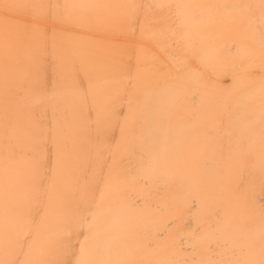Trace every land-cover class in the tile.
Segmentation results:
<instances>
[{
    "label": "bare ground",
    "instance_id": "bare-ground-1",
    "mask_svg": "<svg viewBox=\"0 0 264 264\" xmlns=\"http://www.w3.org/2000/svg\"><path fill=\"white\" fill-rule=\"evenodd\" d=\"M0 264H264V0H0Z\"/></svg>",
    "mask_w": 264,
    "mask_h": 264
}]
</instances>
